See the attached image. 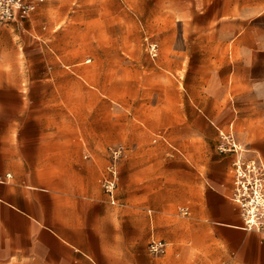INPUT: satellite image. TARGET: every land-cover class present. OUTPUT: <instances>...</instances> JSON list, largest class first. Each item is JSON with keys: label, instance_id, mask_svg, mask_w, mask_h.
<instances>
[{"label": "rangeland", "instance_id": "rangeland-1", "mask_svg": "<svg viewBox=\"0 0 264 264\" xmlns=\"http://www.w3.org/2000/svg\"><path fill=\"white\" fill-rule=\"evenodd\" d=\"M60 151L78 157H44ZM230 154L221 209L245 226L235 162L264 165V0H43L28 16L0 17V172L14 175L6 179L63 174L76 160L80 185L90 174L111 204L136 196L149 213L155 198L170 197L194 261L215 232L202 234L196 220L200 194ZM184 179L202 182L183 197ZM153 240L165 250L154 252ZM171 247L155 232L147 251Z\"/></svg>", "mask_w": 264, "mask_h": 264}, {"label": "crops", "instance_id": "crops-1", "mask_svg": "<svg viewBox=\"0 0 264 264\" xmlns=\"http://www.w3.org/2000/svg\"><path fill=\"white\" fill-rule=\"evenodd\" d=\"M72 154L50 152L44 157H78ZM221 162L220 173L210 174L206 180L208 194H200L203 213L196 214L202 234L211 228L215 232L194 261L190 260L191 248L185 245L191 233L189 225L175 218L170 197L166 204L155 198L149 213L136 196L121 197L122 201L111 204L90 174L80 185V166L69 160L63 174L42 178L30 173L28 179L0 182V264H264V230L234 224L233 216L221 209L227 203L222 188L231 180L233 154ZM45 163L51 168V164L64 162ZM10 169L3 167L0 174L14 177ZM200 181L195 184L184 179L176 185L184 197ZM155 232L172 244L171 250L160 255L147 251Z\"/></svg>", "mask_w": 264, "mask_h": 264}, {"label": "built area", "instance_id": "built-area-1", "mask_svg": "<svg viewBox=\"0 0 264 264\" xmlns=\"http://www.w3.org/2000/svg\"><path fill=\"white\" fill-rule=\"evenodd\" d=\"M43 0H0V17L11 20L16 19L17 16H28L37 5ZM236 145V144H235ZM237 146V145H236ZM237 151H239L236 148ZM236 184L237 191L235 198L243 207V214L245 219V228L261 229L264 228V165L260 161L252 159L249 163H245L243 157H238L235 162ZM11 177V174H7ZM6 177L0 174V182L5 181ZM250 179V185L255 187L252 195H245L242 190L243 187L247 190ZM106 188L115 197V182L112 178L106 179ZM115 201V200H114ZM189 207L182 209L184 213H189ZM154 252H163L165 250V243L163 241L153 240L151 243Z\"/></svg>", "mask_w": 264, "mask_h": 264}, {"label": "bare ground", "instance_id": "bare-ground-1", "mask_svg": "<svg viewBox=\"0 0 264 264\" xmlns=\"http://www.w3.org/2000/svg\"><path fill=\"white\" fill-rule=\"evenodd\" d=\"M237 146H238V148H240V150H239V155L240 156H243L242 154H243V151H248V148H243V149H241L243 146H241L240 144H238L237 142L235 143ZM243 150V151H242ZM242 151V152H241ZM228 223H230V224H233V223H231V222H228ZM235 224V223H234ZM238 225H240V224H238Z\"/></svg>", "mask_w": 264, "mask_h": 264}]
</instances>
